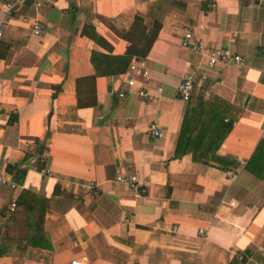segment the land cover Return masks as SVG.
<instances>
[{"label": "crops", "instance_id": "crops-1", "mask_svg": "<svg viewBox=\"0 0 264 264\" xmlns=\"http://www.w3.org/2000/svg\"><path fill=\"white\" fill-rule=\"evenodd\" d=\"M135 16L160 30L143 58L150 79L129 88L127 69L97 76L90 57L124 54L119 34ZM85 24L111 49L82 34ZM190 25L195 38L229 47L243 64L210 67L181 44ZM194 67L192 96L241 110L217 150L236 166L174 156L187 104L176 86ZM142 88L153 98L143 99ZM152 122L161 137L150 135ZM260 141L264 0H53L39 11L19 4L0 38V238L27 236L25 211L8 213L26 190L48 201L34 227L47 240L0 264H228L237 254L264 264V177L245 169ZM8 164L25 170L20 180ZM120 173L136 174L146 193L115 182ZM90 182L96 194L79 188Z\"/></svg>", "mask_w": 264, "mask_h": 264}, {"label": "trees", "instance_id": "trees-1", "mask_svg": "<svg viewBox=\"0 0 264 264\" xmlns=\"http://www.w3.org/2000/svg\"><path fill=\"white\" fill-rule=\"evenodd\" d=\"M159 30L160 24L157 21L152 27H148L142 17L135 16L130 28L125 33L119 34L128 42L124 54L111 55L96 50L92 51L90 61L95 74L98 76L121 73L127 69L132 59L145 58L157 38ZM82 34L92 39L98 46L111 49L109 43L97 34L93 25L85 24ZM234 110L235 108L232 105L212 95H209L207 99H204L202 94L191 96L187 100L174 156L179 158L182 155L190 154L193 162L217 164L222 169H226L230 164L236 166L237 162L217 154V150L228 135L233 122L241 114V110H237V113L232 115L231 112ZM263 149L264 141H260L245 165L246 170L259 178L264 177V155H261ZM6 169L10 172L15 169L13 175L15 180H20L25 172L24 169H19L17 166L10 164L6 166ZM30 196L35 198V201L30 202ZM47 202L44 197L26 190L21 191L13 213L21 210L25 211L27 236L16 239L0 238V256L7 254L21 256L28 246H38L40 237L47 240L45 233H42L39 237L34 234V227L40 224V212L46 209ZM239 255L237 254L228 264H245L244 258L239 259Z\"/></svg>", "mask_w": 264, "mask_h": 264}, {"label": "built area", "instance_id": "built-area-1", "mask_svg": "<svg viewBox=\"0 0 264 264\" xmlns=\"http://www.w3.org/2000/svg\"><path fill=\"white\" fill-rule=\"evenodd\" d=\"M53 0H0L2 9L0 11V38L2 36L3 30L8 24L9 19L15 12V8L17 5H30L36 11L41 10L45 6H48ZM193 25H190L186 28L183 38L181 41L182 46L191 48L199 53H202L207 58V64L212 67L216 64L223 63L226 64L228 62H236L239 64H243V57L240 54H234L229 47H215L209 46L202 39L195 38ZM33 32L38 34L40 32V28L37 22L33 24ZM126 72L128 73L126 84L130 88L134 85L136 78H141L143 80L150 79V70L145 66L142 59H132L129 63ZM199 71L197 67H194L192 70L186 71L180 78L179 82L176 86L177 97L180 100L187 101L194 92L195 83L197 75ZM161 87H156V91L160 92ZM139 95L143 99H152L153 97L146 91L145 88H142L138 91ZM120 95H124V91L120 92ZM149 133L154 137H161L162 133L155 122H152L149 125ZM51 174L50 172H47ZM115 182L126 185L128 188L137 190L142 193H146L147 188L144 184L139 181V178L134 173H120L117 174L114 178ZM5 180H3L4 182ZM7 183V182H4ZM11 187H14L15 184L13 182L8 183ZM65 188L70 187V183L66 182L63 184ZM80 189H88L91 193H97V184L96 182H90L86 185L80 184ZM16 202L15 200L11 201L8 207V213H12L15 209ZM199 233L202 237L205 236V232L203 230H199ZM245 260V264H258V262L252 258L251 256H244L243 254L239 255V259ZM69 264H88L83 259H72Z\"/></svg>", "mask_w": 264, "mask_h": 264}]
</instances>
